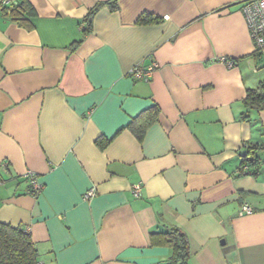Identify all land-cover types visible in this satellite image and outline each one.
Instances as JSON below:
<instances>
[{
	"label": "crops",
	"instance_id": "crops-1",
	"mask_svg": "<svg viewBox=\"0 0 264 264\" xmlns=\"http://www.w3.org/2000/svg\"><path fill=\"white\" fill-rule=\"evenodd\" d=\"M106 1L28 0V26L0 11V222L25 228L42 264H163L148 234L169 225L189 264H264V108L239 118L264 82L246 0H117L83 35ZM154 105L139 141L128 124ZM251 143L258 165L240 174Z\"/></svg>",
	"mask_w": 264,
	"mask_h": 264
},
{
	"label": "trees",
	"instance_id": "trees-1",
	"mask_svg": "<svg viewBox=\"0 0 264 264\" xmlns=\"http://www.w3.org/2000/svg\"><path fill=\"white\" fill-rule=\"evenodd\" d=\"M103 5H107L110 10H116L117 0H109L98 3L93 7L84 18L82 33L86 35L91 30V23L94 13ZM0 11L4 12L9 19L28 26V19L35 15V12L28 0H14L11 4L4 5L0 3ZM159 18L150 13H143L137 23L147 24L158 22ZM76 44L72 47L75 48ZM232 61V60H231ZM233 62V61H232ZM234 63V62H233ZM244 107L239 118L246 120L250 110L264 108V82L256 87L246 90L242 99ZM159 117V109L156 105L151 106L128 124V128L134 136L140 141L147 128L153 124ZM109 141L105 138H98L97 144L103 148ZM246 151L241 155L240 174L249 173L248 166L258 165L259 159L255 155L256 144L245 145ZM151 245H163L169 248V256L163 261V264H189L192 255L189 238L186 232L175 225L165 226L161 231H155L148 234ZM38 254L34 243L31 240L30 233L20 226L14 227L10 224L0 222V264H38Z\"/></svg>",
	"mask_w": 264,
	"mask_h": 264
},
{
	"label": "built area",
	"instance_id": "built-area-1",
	"mask_svg": "<svg viewBox=\"0 0 264 264\" xmlns=\"http://www.w3.org/2000/svg\"><path fill=\"white\" fill-rule=\"evenodd\" d=\"M14 2V0H0L1 4L8 5ZM241 12L244 16L246 25L249 30L250 37L253 42V51L255 53L264 54V0H246L241 7ZM230 66L233 64L231 60L226 61ZM156 64L154 62L147 66L136 65L129 71V76L134 79H144L147 80L155 69ZM30 180L31 189L33 193H37L41 185L37 182L35 176L32 173L27 174ZM133 193L138 195L140 192V185L136 184L132 188ZM94 195V189H89L84 197L89 198ZM251 207L244 203L241 205L239 214L250 213ZM42 264V263H38Z\"/></svg>",
	"mask_w": 264,
	"mask_h": 264
}]
</instances>
